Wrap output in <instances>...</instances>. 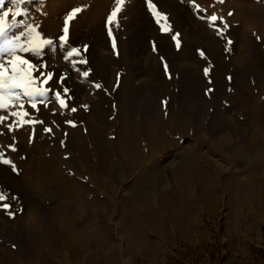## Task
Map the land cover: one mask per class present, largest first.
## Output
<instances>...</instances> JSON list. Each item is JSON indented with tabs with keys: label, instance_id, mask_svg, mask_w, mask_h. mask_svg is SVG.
Masks as SVG:
<instances>
[{
	"label": "rangeland",
	"instance_id": "374dc122",
	"mask_svg": "<svg viewBox=\"0 0 264 264\" xmlns=\"http://www.w3.org/2000/svg\"><path fill=\"white\" fill-rule=\"evenodd\" d=\"M152 3L166 20L161 15L157 22L148 0H126L111 35L114 0H25L26 12L10 13L8 21L27 34L32 23L23 20L39 7L66 10L43 15L62 21L54 50L18 53L36 66L35 87L49 89L35 100L17 89L21 96L11 107L32 110L22 119L34 125L18 126L19 117L0 122V152L15 165L0 162V178L16 186L0 183L9 197L0 205H11L0 207V264H264V0ZM247 3L259 19L246 28L241 64L243 28L236 15ZM80 6L86 7L69 22L65 44V16ZM8 8L15 12L13 0H0L1 14ZM212 15L223 19L213 22ZM92 19L96 41L106 45L96 58L90 54L95 36L77 40ZM38 22L43 31L35 30L52 40L49 24ZM143 29L146 50L133 54L126 45ZM71 48L80 53L66 60ZM66 70L84 86L77 96L58 86ZM56 91L65 94L67 107ZM47 105L50 118L41 113ZM29 125L42 137L28 133ZM70 129L83 136L82 155L69 145ZM27 161L45 166L49 177L19 190Z\"/></svg>",
	"mask_w": 264,
	"mask_h": 264
},
{
	"label": "snow or ice",
	"instance_id": "6c2138e0",
	"mask_svg": "<svg viewBox=\"0 0 264 264\" xmlns=\"http://www.w3.org/2000/svg\"><path fill=\"white\" fill-rule=\"evenodd\" d=\"M24 2L25 0H13V3L16 6L15 12H13L12 8H8L6 11L0 14V109L8 108L14 100L20 98L21 93L18 92L17 89H22L23 96H27L31 100H35L37 96L43 97L49 91V89L47 88L41 89L35 87L36 79L33 77V71L36 66L33 65L31 61L24 59L18 53L31 52L37 56L41 55L43 48L47 45H52L53 41L51 39H43L41 37V34L37 32L34 27L31 26H29V29L27 31V39L24 42H20V37L25 35L24 32H21L19 36L8 35L11 29L16 27L17 24L15 19H13L12 22H9L8 17L10 13L13 14V16L15 17V16H20L23 12H26V9H22L20 7V5H22ZM219 2L222 3L223 0H219ZM114 3L115 6L112 8L110 14L107 17V24L109 25V29H108L109 35L112 34L111 25L114 22L116 26L119 27L118 13H120L123 10L126 0H114ZM148 5L153 10L154 14L157 16V22L159 23V17L164 14L156 11V6L152 3V0H148ZM85 7L86 6L75 7L71 9L70 12L67 13V15L65 16V24L63 28L64 34L60 37V41L64 42L65 44L67 43V37L69 33V22L75 19L76 15L81 11H83ZM194 7L199 9L200 6L194 5ZM231 14L232 13H229V15ZM164 19L165 20L167 19L166 15H164ZM209 19L215 22L218 19L222 20L223 18L218 17L217 15H212L209 17ZM20 23L23 22L21 21ZM225 26H227L226 21H225ZM162 30L169 31L170 28L162 26ZM223 31L224 29H220L221 35H223ZM176 36H179V33H177ZM228 44L231 45L232 41L229 40ZM179 45L180 42L179 40H177V47H179ZM113 47H115L114 40H113ZM5 53L13 58L8 61V64L11 66L10 69L5 67V63L3 59ZM79 53L80 50L78 48H71L69 51H67L64 58L68 60L74 55H79ZM201 55H203V52H201ZM81 62L86 63V61H81ZM73 64H75V61H73ZM164 68L165 70H167L168 68L167 63L164 64ZM208 71L209 69L206 68L205 74H207ZM9 72L11 74H8ZM52 75L53 74L51 72L47 73V78L52 79ZM83 75L87 77L88 72H84ZM61 80H63V78H61ZM96 87L100 88L101 85L96 84ZM63 92L68 93L69 88L65 87L63 89ZM55 96L59 100L62 107H67L60 91H56ZM164 104L166 105L167 101H164ZM32 107L36 108L37 107L36 103H32ZM72 111H76V109H72ZM11 115L21 118L18 126H22L24 123H34L32 121H25L22 119V117L28 115L26 111L12 112ZM6 119L7 117L0 116V122H3ZM35 122L43 123V121H35ZM68 123H72V122L68 121ZM9 128H13V125H9ZM45 130L51 131L50 128ZM0 162L4 164L12 165L13 168L15 169V165L13 164L11 159L4 158V154L2 152H0ZM8 198L9 197L3 191H0V201H5ZM0 207L8 209L11 207V205L8 203H4L3 205H0ZM8 215L12 216L14 214L9 212Z\"/></svg>",
	"mask_w": 264,
	"mask_h": 264
},
{
	"label": "bare ground",
	"instance_id": "6f19581e",
	"mask_svg": "<svg viewBox=\"0 0 264 264\" xmlns=\"http://www.w3.org/2000/svg\"><path fill=\"white\" fill-rule=\"evenodd\" d=\"M63 10H64V12L66 11L64 9V6L63 5H57V6H54L53 8H51L50 6H49V8L47 6L46 7L45 6H41V7H39V13H37V15L34 16V18L33 17L31 18V16H26L27 19L25 18L23 20L24 22L25 21L31 22L32 23V24H30L31 27H37V28H39L41 30H42V26L38 22L39 19L42 20V21H44L46 24L47 23L49 24V26L51 27L50 30H49L50 31V37L52 38L53 43H52V45H47V46H49L51 50H54L53 49L54 48V43H55L54 42V38H55V36L57 34V28L56 27L58 26V23L60 24L62 21H61V18H58L55 21H51L50 19H48V21H47V19L43 15L46 14V13H48V11H49V13L52 14V16H55L57 14L60 15L63 12ZM0 14H1V12H0ZM237 14H238V15H236L237 18H239L240 20H242L241 21V23H242V26L241 27L243 28V31L241 33V42H242L241 52H240V56L238 57V58H240V62L242 64L243 63L242 62L243 56H246V53H247L246 51L248 49V43L247 42L249 41L248 40V37L245 34V31H246V28L248 27V25H250L253 22H256L259 19V12H258V9L255 6H253L251 3L250 4L247 3L245 6L240 7L239 12ZM140 21L142 23H145V24L148 25L147 20L144 19L143 16H141ZM95 22H96V19H92L91 20V22L88 25V27L83 32H81V34L78 36V38H77L78 41L83 40V38L84 39H88L89 37L95 36V34H94L95 33ZM79 25H80V21L78 23V27H79ZM76 27H77V24H74V29H76ZM263 30H264V27H263ZM150 31H151V26L148 25L146 32L149 33ZM21 32H23V30L19 31V30H17L14 27V28L11 29V31L9 33H12V36L13 35L19 36V34ZM24 33H25V35L22 36V37H20V42H24L27 39V34H26V32H24ZM145 34L146 33H145L144 29L143 30H138L136 32V34L134 35V40H132L131 43H129V44L126 45V48L129 50V52H131L133 54L144 53V51L146 50V45L143 44V41H144L143 38H144V35ZM99 42L100 41H96V36H95V39L93 40L92 46H91V49H90V54L94 58L98 57L97 55L99 53H101V49L106 48V45L105 44H102V43H99ZM207 42L209 44L208 47L211 48L212 41L211 40H208ZM214 49H215V46L212 45V50H214ZM30 54L31 53L29 52V55ZM247 55H249V53ZM25 56H27V55L25 54ZM3 59H4L5 67H7V68L10 69L11 66L8 64V61L11 60V59H13V58L10 57V56H8L5 53ZM107 68H109V66ZM8 74H11V73L9 72ZM60 75H62L63 80H61V77H60V83H61V85H59V83H58V86L61 87L62 90L65 87H67V88H69L70 92H74V95L75 96L79 95L80 92L83 91L84 86L82 84H80L75 78H73L72 75L69 73V71H67V70L66 71H62V72L59 73V76ZM20 91H22V89ZM71 94H73V93H71ZM61 95H62V97L65 96V94H61ZM53 96H55V94ZM57 102L60 104L59 100ZM11 106H12V103H11V105L8 108L1 109V110H3V112L1 111L2 114L5 117H7V119L4 120L5 123L8 122V123L11 124V123H13L17 119L16 116L11 115L12 112H16L17 111L14 107H11ZM24 111H26L28 114H31L33 116V111L32 110H29L28 111V109H26L24 107ZM49 112H51L49 105L43 107V110L41 111L42 115L45 116L46 118H50L52 116V115H50ZM89 120H91V119H89ZM90 123H91V124H89L90 125V128H92V133L91 134L93 135L94 132H95V130L97 129V127H96V124L93 123L92 121ZM33 125L27 126V128H29L28 133L30 131L32 133L34 132L36 138H38L41 135L38 133L37 128H36V131H35V127ZM13 131H14L13 132L14 135H19V136L25 138L26 140L29 139L28 138L29 137L28 136V133L26 131H24L22 129H15ZM80 134L81 133H80L79 129H75V130H71L70 129V131H69V138L68 139H69V143H70L69 145H71L73 147V149H78L79 151H81V155H82V153L85 151V148L83 146V144H84L83 143V136L81 138ZM81 155H79V156H81ZM80 159H82V157ZM35 163L32 162V161H27V163H23V166L25 165V167H23V179H22V182L23 183L17 185V187H18L19 190L22 189V188H25V187H26V190L29 189V188H33V187L35 188V186L39 185L41 182L43 183L44 180L49 177V176L47 177V174H46L47 172L46 171H48V170L45 169V166L44 167L43 166L40 167V166L35 165ZM88 167H89V165H88ZM42 168L45 169V170H42ZM1 181L8 188L9 187H11V188H15L16 187L15 185L11 184L10 181H8V180H6L4 178H2V179L0 178V183H1ZM31 214H34V212H32ZM32 220L33 221H31V219H30V222L28 223V227H27L31 231H33L35 229V226L34 225H35V222H36V220H34V218ZM60 222H62V221H60ZM63 222H64V220H63ZM36 228H37V226H36ZM34 233H35V231H34Z\"/></svg>",
	"mask_w": 264,
	"mask_h": 264
}]
</instances>
